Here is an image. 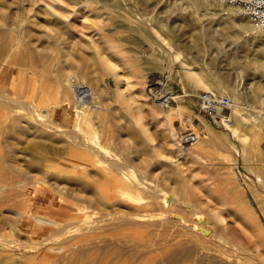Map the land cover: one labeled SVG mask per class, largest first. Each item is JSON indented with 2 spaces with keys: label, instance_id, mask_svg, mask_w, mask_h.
<instances>
[{
  "label": "rangeland",
  "instance_id": "rangeland-1",
  "mask_svg": "<svg viewBox=\"0 0 264 264\" xmlns=\"http://www.w3.org/2000/svg\"><path fill=\"white\" fill-rule=\"evenodd\" d=\"M212 9L228 10L203 0H0V45L15 43L17 51L27 48L37 55L31 62L23 53H0L11 56L3 58L6 62L0 58V99L11 100L0 119V156L6 157H0V194L22 193L14 199L9 195L11 201L7 197V207L19 210L0 216V237L63 248L47 252L43 260L32 258L24 245L1 248L0 264H82L95 252L119 264H156L166 259L164 250L185 248L176 241L191 237L183 227L197 217L246 245L247 255L264 260V31L252 38L249 33L256 29L232 7V17ZM100 58L113 74L102 70ZM61 71L65 77L59 81ZM193 71L199 80L192 79ZM80 89L89 94L76 109L73 100ZM121 96L130 101L129 109ZM211 107L216 112L209 116ZM44 112L51 120V139L18 136L17 160H9L4 154L12 141L4 133L11 119L34 116L39 126L36 118ZM100 115L109 121L101 123ZM13 160L24 167L41 162L45 175L60 179L68 192L47 181L18 188L17 175L9 177L15 173L9 171ZM108 168L129 187L140 185L141 206L150 205L129 211L144 216L125 219L133 215L120 205L93 206L73 195L78 177L87 178L90 191L104 182L101 175ZM175 211L186 221L180 223ZM169 215L179 222L173 221L176 227L162 222ZM36 217L54 223L45 225ZM141 240L156 246L140 247L129 257Z\"/></svg>",
  "mask_w": 264,
  "mask_h": 264
},
{
  "label": "bare ground",
  "instance_id": "bare-ground-1",
  "mask_svg": "<svg viewBox=\"0 0 264 264\" xmlns=\"http://www.w3.org/2000/svg\"><path fill=\"white\" fill-rule=\"evenodd\" d=\"M231 7L230 6H227V11H224V9H212V10H215V14H216V12L218 13V12H220V14H222V15H226L227 17H232V11H230L229 9H230ZM9 16V15H8ZM249 30V29H248ZM259 32H260V30H255L254 32H250L249 34H251V37L252 38H255L258 34H259ZM256 33H258V34H256ZM4 35H6V34H4ZM263 35H264V32H263ZM3 36V35H2ZM1 36V37H2ZM7 36V35H6ZM9 36V35H8ZM6 39H7V37H6ZM17 39V38H16ZM2 40V39H1ZM264 40V39H263ZM4 41V40H3ZM2 42V41H1ZM2 43H4V42H2ZM17 45H15V43L13 44V45H10V47H8L7 45H0V53H4V54H6V53H8V54H10V53H12V52H15V54H16V56L18 55H20V54H24L28 59H30L31 60V62H34L35 61V58H36V54L34 53V51L33 50H31V49H27V48H24V50L23 51H21V52H19V51H17ZM0 55H2V54H0ZM11 55V54H10ZM10 57L11 56H7L6 58L8 59H10ZM1 58V57H0ZM4 59H6L5 57H3ZM3 58H1V59H3ZM4 59L2 60V61H4ZM4 62H6V60L4 61ZM4 62H2V63H4ZM82 62V61H81ZM83 63H86V60H84L83 61ZM97 63L102 67V70L103 71H105V72H107V73H111V74H113L114 72L112 71V67H111V65L106 61V60H104V59H102V58H100L99 60H97ZM2 66V65H1ZM0 66V67H1ZM2 68V67H1ZM46 69V68H45ZM2 70V69H1ZM190 70V69H189ZM69 72V71H68ZM190 73V72H189ZM190 75H191V77H192V79L193 80H199V78H200V75L198 74V73H196L195 71H193V72H191L190 73ZM63 77H65L64 75H63V71H61L60 72V74H58V76H57V80H59V81H62V80H64V78ZM89 93H88V91H87V89H80V90H77V92H76V94H75V98H74V100H73V107L74 108H76V109H80V107L82 106V104L84 103V97L86 96V95H88ZM1 95V94H0ZM2 97H3V95H2ZM175 96L174 95H172V94H169V99H172V98H174ZM121 101L123 102V104H124V106L127 108V109H129V105H130V101L127 99V98H125L124 96H121ZM11 102V100L10 99H0V119H3L2 117H4L5 116V107L9 104ZM18 106V105H17ZM26 108V107H25ZM28 108V107H27ZM26 108V109H27ZM28 109H31V108H28ZM31 110H33V109H31ZM34 111V110H33ZM32 111V113H34ZM46 111V110H45ZM9 112V111H8ZM30 112V111H29ZM10 113H11V111H10ZM12 113H15V112H12ZM31 113V114H32ZM45 113V112H44ZM8 113H6V115H7ZM27 114H30V113H27ZM34 115V114H33ZM32 115V116H33ZM37 115H40V114H37ZM10 116H11V114H10ZM31 116V115H30ZM33 118H35L34 116L33 117H28V116H26V115H23V114H18V115H16L13 119H11V122L9 123V126L6 128V130H5V135H4V137L9 141V140H11L12 142V145H11V147H10V150L8 149V147H7V149H6V151H5V154L3 153V152H1V153H3L5 156H7V157H9V160L11 159V158H14L15 157V155L17 154V153H15L14 151H13V145H15V143L17 144V139H18V136H28L29 134L31 135L32 133H35V135L38 137V138H44V140L45 139H47V138H49V139H51V132L49 131V133H48V130H51L50 128H51V120L49 119V115H48V112L47 113H45V115L43 114V116H41L40 115V117H37L36 119H38L39 120V122L40 123H38V124H40L39 126H35L34 125V123L32 122V119ZM5 120L6 119H8V117L7 118H4ZM35 119V120H36ZM98 119H99V121L101 122V123H103V124H106L108 121H109V117L108 116H105V115H100L99 117H98ZM3 121V120H2ZM6 121H8V120H6ZM5 121V122H6ZM4 122V121H3ZM125 130H128L127 128H125ZM62 134H63V132H61ZM136 132H134L133 134H135ZM29 135V136H30ZM3 137V138H4ZM31 140L33 139V137L32 138H30ZM29 139V140H30ZM35 139H36V137H35ZM26 140H27V138H26ZM36 140H39V139H36ZM60 141H62V139L60 138L59 139ZM35 141V140H34ZM60 141H57V143L58 142H60ZM27 142H28V140H27ZM37 142V141H36ZM51 142H52V140H51ZM64 142V141H63ZM29 143L31 144V142L29 141ZM62 143V142H61ZM63 145V144H62ZM64 146V145H63ZM30 147V146H29ZM35 147V146H34ZM36 147H38L37 145H36ZM35 147V148H36ZM32 151H34V150H32ZM46 151V150H45ZM52 152H54V151H52ZM33 154V153H32ZM57 154V153H56ZM60 154V153H59ZM63 154V153H62ZM26 155H28V153L26 154ZM30 155V154H29ZM49 155H50V152H49ZM49 155H46L47 157L49 156ZM54 155V154H53ZM53 155L51 154L50 156L52 157H50L49 156V158H51V160L52 159H54L55 160V158H53ZM36 156V155H35ZM0 157H2L1 159H4V158H6V157H3V155L2 156H0ZM28 157V156H27ZM17 157H15L14 159H16ZM58 158V157H57ZM1 159H0V173H1V171L3 170V164H2V161H1ZM7 160V159H6ZM6 160H5V162H6ZM12 160V159H11ZM17 160V159H16ZM35 160V159H34ZM33 160V161H34ZM59 160H60V158H59ZM14 161V160H13ZM41 161V160H40ZM44 161V160H43ZM64 161V160H63ZM63 161H60V162H63ZM80 161V160H79ZM12 162V161H11ZM19 162V161H18ZM29 162V161H28ZM45 162V161H44ZM66 162V161H65ZM65 162H63V164H66ZM16 163V161H14V163H9V168L11 167V169H9V171H14L15 173H13V172H10L11 174L9 175V177L11 176L12 178H13V176H12V174H14V177H15V175H17V177L18 178H16V179H14L13 178V181H15L16 180V185L18 186V188H23V187H27V184L29 183V182H38V181H41V183H42V181H47L46 183L48 184V185H50V186H53L56 190H58V191H64L65 193H66V191L68 192V190H67V188L65 187V186H61L60 184L61 183H59L60 182V179H57V178H55V177H53V175H45V173L47 172V170L45 169V167L44 166H42L41 165V162H38V161H34V162H31L27 167H24V166H21L20 165V163H17V165L15 164ZM43 163V162H42ZM69 163V162H68ZM77 164H79V162H76ZM19 164V165H18ZM71 165H72V163H70ZM6 166L5 167H8L7 166V164H5ZM24 165V164H23ZM48 165V164H47ZM81 165L83 166V164L81 163ZM74 166V165H73ZM80 166V165H79ZM116 166V165H115ZM4 167V168H5ZM48 167H50V166H48ZM50 168H52V167H50ZM114 168V167H113ZM116 168V167H115ZM6 171L8 170V169H5ZM4 170V171H5ZM104 170V169H103ZM108 170L110 171V172H108V173H110V175L107 173V171H104V172H106V173H103L104 175H101L102 176V178L104 179V182L102 183H98L97 185H94V187L90 190V191H88V190H86V188H87V178H83V177H78L79 178V187L77 188H75V191H74V193H73V195H75V196H77L79 199H83V200H85V201H87L90 205H93V206H96V205H99V206H109V207H112V206H115V205H120V206H122V207H124V208H126L127 210H128V213L130 212L129 210H131V209H134V208H136V207H140V208H144L145 206H148V204H144V205H142L141 206V200H142V198L140 197V195H139V190L137 191L136 189H138L139 188V184H133L132 185V188L131 187H129L121 178H118V177H116V176H118V175H116L117 173H115L113 170H111V168L109 169L108 168ZM117 170V169H116ZM9 171L8 172H6V174H9ZM254 171V170H253ZM111 172H113V173H115V176H114V174H112ZM254 172H256V170L254 171ZM258 172V171H257ZM63 173V172H62ZM5 174V176H7ZM48 174V173H47ZM112 174V175H111ZM2 175H4V174H2ZM40 175L42 176V177H40ZM61 175H63V174H61ZM256 175H258V174H256ZM47 176H49V180H46L45 178H47ZM51 176V177H50ZM56 176L58 177V175L56 174ZM79 176H82V175H79ZM86 176V175H85ZM95 176V175H94ZM68 177H69V175H68ZM96 177H98L97 175H96ZM261 177V176H260ZM259 177V178H260ZM11 178V179H12ZM18 179V180H17ZM1 180V179H0ZM4 180V179H3ZM6 180V179H5ZM4 180V182H6V181H8V179L5 181ZM9 180H10V178H9ZM66 180V179H65ZM262 180H263V178H262ZM59 181V182H58ZM91 181V180H90ZM89 181V182H90ZM3 182V183H4ZM63 182V181H62ZM95 182V181H94ZM10 183V181L8 182V184ZM11 183H14V182H11ZM15 184V183H14ZM4 185H5V183H4ZM10 185V184H9ZM93 185V184H92ZM0 186H3V185H0ZM6 186V185H5ZM1 188H3V187H0V192L2 191V189ZM4 189V188H3ZM9 189H10V186H9ZM90 189V188H89ZM12 190H14V189H12ZM25 190V189H24ZM23 190V191H24ZM137 192H136V191ZM152 191H153V193H156V190L153 188V189H151ZM7 191H8V189H7ZM4 192V191H3ZM6 192V191H5ZM10 192V193H9ZM13 192H15V191H13ZM7 193H9L8 194V196L7 197H9L10 198V201L11 200H13L14 198H17L16 197V195L18 196V194H22V193H18V194H16L15 195V197H14V195H12V194H14V193H12V191L10 190V191H8ZM12 193V194H11ZM6 195V194H5ZM5 195H2V194H0V196H4L3 198H0V216L2 215H8V214H18V212H17V210H19V209H17V210H14L13 208H8L7 207V203H9L8 201H6V199H7V197H5ZM13 196V199H11L12 197H10V196ZM21 196H23V195H21ZM20 197V196H19ZM18 199H20V198H18ZM28 199V198H27ZM21 200V199H20ZM19 201V200H18ZM168 200L167 199H165L164 200V203L165 202H167ZM21 202V201H20ZM15 203V202H14ZM22 203V202H21ZM163 203V202H162ZM183 204V203H182ZM184 204H185V201H184ZM14 205V204H13ZM19 204H16V206H17V208L18 207H20V206H18ZM150 205V204H149ZM167 205H169L170 206V204H169V202L167 203V204H164V207L165 206H167ZM8 206H12V204H9ZM23 206V205H22ZM119 206V207H120ZM163 206V205H162ZM167 207V208H170V207ZM184 206V205H183ZM186 206V205H185ZM192 207H194L193 205H191ZM13 207V206H12ZM108 207V208H109ZM121 207V208H122ZM187 207H190L189 205L187 206ZM104 208V207H103ZM116 208H118V207H116ZM115 208V209H116ZM111 209V208H110ZM115 209H114V212H115ZM120 209V208H119ZM138 209V208H137ZM194 209V208H193ZM192 209V210H193ZM107 210H109V209H107ZM139 210V209H138ZM145 210H147V209H145ZM167 210V212H168V209H166ZM166 210H165V212H166ZM191 210V209H190ZM190 211V212H193L194 213V211ZM28 211V210H27ZM112 211V210H111ZM135 211V210H134ZM142 211H144V210H142ZM162 211H164V210H162ZM172 211V210H171ZM5 212V213H4ZM170 212V211H169ZM26 213V212H25ZM31 213V212H30ZM33 213V212H32ZM131 213V212H130ZM175 213H176V211H175ZM177 213H179V212H177ZM176 213V214H177ZM112 214H116V212L115 213H113L112 212ZM133 216H126L125 217V219H130L131 220V217H142V216H144V214H142L141 212H138V211H136V212H133V213H131ZM160 214H162V213H160ZM166 214V213H165ZM165 214H163V215H165ZM13 215V216H14ZM26 215H27V213H26ZM33 215V214H32ZM128 215H130V214H128ZM175 215V214H174ZM36 216V215H35ZM34 216V217H35ZM41 216V215H40ZM170 216V215H169ZM177 216H179L180 218H179V220L178 221H180V223L181 222H183V220H185V219H181V218H185V216L184 217H182L183 215H179V214H177ZM177 216H176V218H177ZM171 217V216H170ZM169 217V218H170ZM1 218V217H0ZM141 219V218H140ZM201 218H199V217H197L196 218V221H195V223H191V224H189L190 222H188V224L185 226V227H183L185 230L186 229H189L190 230V232L189 233H191L190 235H191V237L189 238V239H179V240H177L176 241V244H185V248H183V249H181L179 252H177V253H175V252H170L169 250H164V252L165 253H167V257H166V259H162V260H160V261H158L156 264H264V260L262 259V258H260V256H257L256 257V254L254 255V256H250V255H247L246 254V251H247V249H246V245H243V247L241 246V244L238 242V243H236V242H234V241H231L230 239H227V238H225V237H223L222 235V233H219L218 231L219 230H216L215 229V227H213V230H212V226H210L209 225V223L207 224V223H201V222H198V220H200ZM35 220H37V221H39V222H41V223H44L45 225H49V224H53L54 222L51 220V219H48V218H43V217H36V219ZM161 220V219H160ZM173 221H176L177 223H179L178 221H177V219H175L174 217H171V219H169L168 221H162L164 224H170L171 223V225L172 226H175L176 227V225H175V223L176 222H174V225L172 224L173 223ZM186 221V220H185ZM185 221H184V223H185ZM1 222V221H0ZM212 222V221H211ZM160 223V222H159ZM176 223V224H177ZM213 223V222H212ZM183 224V223H182ZM214 224V223H213ZM1 225V224H0ZM157 225H158V223H157ZM178 225V224H177ZM179 225H181V224H179ZM185 225V224H184ZM94 226V225H93ZM168 226V225H167ZM171 227V226H170ZM165 228V227H164ZM11 229H14V228H11ZM28 229V228H27ZM171 229V228H170ZM172 229H174L173 227H172ZM221 229H222V231L224 232V229L221 227ZM15 230H16V228H15ZM164 230V229H163ZM175 230H177V228L175 229ZM179 230V229H178ZM20 231V230H19ZM217 231V232H216ZM10 232L13 234V232H15L16 233V231H14V230H10ZM21 232V231H20ZM28 232V231H27ZM176 232V231H175ZM4 233V232H3ZM17 233H19V232H17ZM22 233H25V232H23L22 231ZM179 233V232H178ZM225 233V232H224ZM1 234H2V232H1ZM0 234V235H1ZM5 234V233H4ZM183 233L181 232V235H182ZM184 234H186L185 232H184ZM184 234H183V236H184ZM188 234V233H187ZM222 234V235H221ZM6 235V234H5ZM17 235H20V234H17ZM174 235V237L175 238H178V237H176V234H173ZM178 236H179V234H178ZM226 236V235H225ZM6 237V236H5ZM8 237V236H7ZM6 237V238H7ZM182 237V236H181ZM228 237V236H227ZM2 238H4V236L2 235V237H0V249L1 248H5V250H6V248L7 247H14V246H16V245H24V246H26V247H28L29 249H30V251H32V258L33 257H35V256H37V258L39 257V259H45L47 256H48V253L47 252H50V251H54V252H59V251H61L63 248L61 247V246H55V247H50V246H48V248H46L45 246V244L44 243H36V242H33V239L32 240H30V241H32V242H27L26 241V243L24 244V242H20L18 239H16V238H12V240H10V238H9V240H7L6 238H4V239H2ZM74 238H76V236L74 235V236H72L71 238H70V240H72V239H74ZM6 239V240H5ZM30 239V238H29ZM28 240V239H27ZM47 240V239H46ZM17 241H19L20 243H17ZM79 241L80 240H76V242H73L74 244L72 245V247L73 248H75L76 246H77V243H79ZM85 240H81V242H84ZM91 241V240H90ZM43 242V241H42ZM44 242H46V244H47V241H44ZM86 242V241H85ZM150 240H141L140 242H138L137 243V245L132 249L133 251H135V254H130V256L129 257H134L135 255H137V252L139 251V248L140 247H145V248H149L151 245H150ZM41 244H44L45 246H43V247H45V248H43L42 249V247H40V245ZM82 244H84V243H82ZM152 244V246L154 245V246H156V243L154 242V243H151ZM239 244V245H238ZM111 245H113L112 243H110V244H107V245H105L106 247L107 246H111ZM253 246V245H252ZM94 248H96V247H94ZM103 248H105V247H103ZM109 247H107V249H108ZM9 249V248H8ZM37 249H41L40 251H36ZM99 249V248H98ZM98 249H94L95 251L96 250H98ZM77 250H79V249H77ZM76 250V251H77ZM248 250H249V248H248ZM8 251H13V250H8ZM72 251H73V254H75V250H73L72 249ZM89 251V250H88ZM94 251V252H95ZM3 252V251H2ZM6 252V251H5ZM16 252V251H15ZM19 252V251H18ZM86 251L84 250V252L83 251H81V249H80V251L79 252H77L78 254H80L81 253V255H82V258H84L85 257V253ZM236 253V254H238V255H233L232 253ZM261 252V251H260ZM91 253V252H90ZM134 253V252H133ZM250 253V252H249ZM262 253V252H261ZM94 254H97L96 252L94 253ZM93 253H91V255L89 254V256H87V257H91V259H87V260H84L83 261V263L82 264H119V263H116V262H113V261H110V260H108V258H105L103 255L101 256V253L99 254V255H94ZM28 258H30V257H28ZM93 259V260H92ZM131 264H133V262L131 263Z\"/></svg>",
  "mask_w": 264,
  "mask_h": 264
},
{
  "label": "built area",
  "instance_id": "built-area-1",
  "mask_svg": "<svg viewBox=\"0 0 264 264\" xmlns=\"http://www.w3.org/2000/svg\"><path fill=\"white\" fill-rule=\"evenodd\" d=\"M219 5L230 6L235 14L242 20L248 21L250 25L260 31H264V0H203ZM215 108L208 110V115H214Z\"/></svg>",
  "mask_w": 264,
  "mask_h": 264
}]
</instances>
